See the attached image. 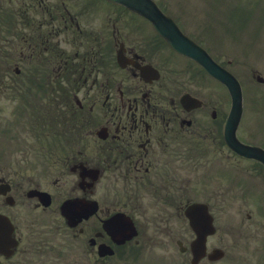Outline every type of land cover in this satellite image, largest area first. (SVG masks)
<instances>
[{
  "label": "flooded vegetation",
  "instance_id": "obj_1",
  "mask_svg": "<svg viewBox=\"0 0 264 264\" xmlns=\"http://www.w3.org/2000/svg\"><path fill=\"white\" fill-rule=\"evenodd\" d=\"M0 13V264H264V158L227 144L223 84L109 0Z\"/></svg>",
  "mask_w": 264,
  "mask_h": 264
},
{
  "label": "rangeland",
  "instance_id": "obj_2",
  "mask_svg": "<svg viewBox=\"0 0 264 264\" xmlns=\"http://www.w3.org/2000/svg\"><path fill=\"white\" fill-rule=\"evenodd\" d=\"M159 1L166 9L179 15L188 31L194 33L210 29L207 34L210 43L206 42L212 48L211 51L225 61L243 83V116L250 110L254 99H258L263 107L253 106L252 115L264 117V86L258 84L252 75L255 70V73L264 76V0ZM229 20L231 22L225 24ZM196 36L203 41L206 39L205 35ZM250 122L261 124L264 120L260 117ZM248 134L252 137L261 136L254 129Z\"/></svg>",
  "mask_w": 264,
  "mask_h": 264
},
{
  "label": "water",
  "instance_id": "obj_3",
  "mask_svg": "<svg viewBox=\"0 0 264 264\" xmlns=\"http://www.w3.org/2000/svg\"><path fill=\"white\" fill-rule=\"evenodd\" d=\"M116 1L122 2L125 5L132 8L133 10L145 15L154 23L156 28L167 38L170 39V37L167 34L172 35L174 33L176 35L175 38L177 42H184V40L178 35V33L171 26L168 20L165 17L163 18L162 13L158 10V8L156 7V5L152 0H116ZM204 64L207 70L211 74L215 75L220 79H224L225 81L226 80L231 81L232 76L231 75L229 76V73L222 70L217 64H215L209 58L205 59ZM235 89H236V95L238 96V100H240L241 95L239 93V88L237 83H235Z\"/></svg>",
  "mask_w": 264,
  "mask_h": 264
}]
</instances>
